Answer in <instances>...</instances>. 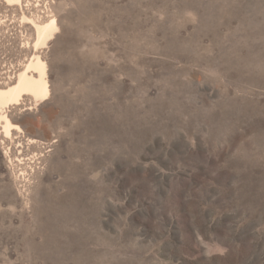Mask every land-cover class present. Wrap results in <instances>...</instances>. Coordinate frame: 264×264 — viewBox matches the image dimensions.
<instances>
[{
	"label": "rangeland",
	"instance_id": "obj_1",
	"mask_svg": "<svg viewBox=\"0 0 264 264\" xmlns=\"http://www.w3.org/2000/svg\"><path fill=\"white\" fill-rule=\"evenodd\" d=\"M22 12L57 30L50 99L8 111L44 156L16 180L0 145V264H264V0L0 1L1 80Z\"/></svg>",
	"mask_w": 264,
	"mask_h": 264
},
{
	"label": "bare ground",
	"instance_id": "obj_2",
	"mask_svg": "<svg viewBox=\"0 0 264 264\" xmlns=\"http://www.w3.org/2000/svg\"><path fill=\"white\" fill-rule=\"evenodd\" d=\"M0 1L8 7L15 6L20 10L23 9V5L26 8L29 6V0ZM20 20L27 23L33 30L34 41L32 43L26 41L22 44V46L26 47L31 46L32 50L31 57L23 68L15 74L6 73L5 78H8V80H1L0 78V145L2 156L7 160L9 166L15 169V179L29 181L34 175L35 170L41 167V157L44 156V153L41 150L37 152L33 151L31 154L28 153L29 150L27 153H22L23 147L29 148L30 145L34 147L40 145V140L33 137H26L25 141L19 139L16 142L17 152L14 154L11 152L8 143L6 144V140L13 142L11 130H16L20 137L23 129L12 121L8 111L14 107L21 111L20 106L36 109L39 105L50 99L51 91H49L47 63L42 58L41 51L43 47H47L49 41L53 38L57 26L53 16L43 20L38 14H31L29 16L22 12ZM12 78L14 80L11 83L9 81ZM25 101L28 102L25 103Z\"/></svg>",
	"mask_w": 264,
	"mask_h": 264
}]
</instances>
